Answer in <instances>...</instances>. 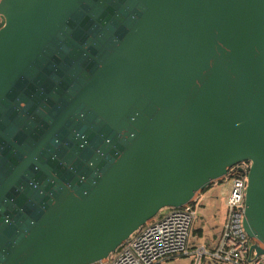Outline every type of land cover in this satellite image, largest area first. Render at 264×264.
I'll use <instances>...</instances> for the list:
<instances>
[{"label": "water", "instance_id": "obj_1", "mask_svg": "<svg viewBox=\"0 0 264 264\" xmlns=\"http://www.w3.org/2000/svg\"><path fill=\"white\" fill-rule=\"evenodd\" d=\"M249 161L264 255V0H0V264H98Z\"/></svg>", "mask_w": 264, "mask_h": 264}, {"label": "built area", "instance_id": "obj_2", "mask_svg": "<svg viewBox=\"0 0 264 264\" xmlns=\"http://www.w3.org/2000/svg\"><path fill=\"white\" fill-rule=\"evenodd\" d=\"M249 166V161L240 162L225 176L228 184L225 221L210 246L192 241L197 197L180 207L161 209L158 217L140 226L106 261L98 264H159L179 256L190 258V264H264L263 254L250 252L252 241L243 227ZM235 170L238 174L230 175Z\"/></svg>", "mask_w": 264, "mask_h": 264}, {"label": "crops", "instance_id": "obj_3", "mask_svg": "<svg viewBox=\"0 0 264 264\" xmlns=\"http://www.w3.org/2000/svg\"><path fill=\"white\" fill-rule=\"evenodd\" d=\"M220 185L221 184H219V182H214L213 184L209 185L206 190H203L202 193L198 195V207L204 206L202 203L203 200H206V201L209 200L205 194L208 192L211 196H213L216 189L220 190L221 195L223 197V204L225 207V198H226V194L228 191V184L224 183V188L222 187L220 188ZM207 203L209 204L210 202H207ZM224 209H225L223 212L224 215H221L220 213H218L219 209L216 211V213H213V216L217 217V220H214L213 222L207 221L206 219L198 220L199 216H202L201 215L202 213L201 212L200 214L197 213L198 217L195 220V227L193 230V240H192L194 244H205L207 246H210L212 243L215 242L217 234L221 231L222 226L225 221L226 207ZM161 211L162 210H160V212ZM197 212H198V208H197ZM178 258L180 257H173L168 260H173V259H178ZM188 264H190V258H189Z\"/></svg>", "mask_w": 264, "mask_h": 264}, {"label": "rangeland", "instance_id": "obj_4", "mask_svg": "<svg viewBox=\"0 0 264 264\" xmlns=\"http://www.w3.org/2000/svg\"><path fill=\"white\" fill-rule=\"evenodd\" d=\"M224 183L227 184L226 179L224 178L223 180L219 181L220 188H224ZM213 184V183H212ZM202 193V192H201ZM206 197L209 200H203L202 203L204 206H199L198 208V213H202V216H199L198 220L206 219L207 221L213 222L214 220H217V217L213 216V213H216V211L219 209L218 213L221 215H224V204H223V197L221 195V192L219 189H216L214 192V195L211 196L208 192L205 194ZM204 195V197H205ZM203 197V196H202ZM205 197V199H206ZM198 201V198H197ZM207 202H210L209 204ZM198 217V216H197ZM180 258L178 259H173V260H165L159 264H188L189 258L187 256H179ZM108 259V258H107ZM220 264V263H219Z\"/></svg>", "mask_w": 264, "mask_h": 264}, {"label": "trees", "instance_id": "obj_5", "mask_svg": "<svg viewBox=\"0 0 264 264\" xmlns=\"http://www.w3.org/2000/svg\"><path fill=\"white\" fill-rule=\"evenodd\" d=\"M238 174V171H234V172H232V174H231V172H230V175H237ZM208 187H206L204 190H206ZM160 215V212L157 214V216L156 217H158Z\"/></svg>", "mask_w": 264, "mask_h": 264}]
</instances>
